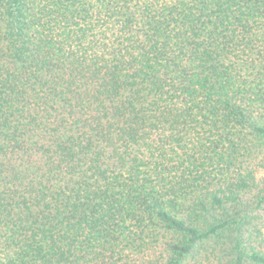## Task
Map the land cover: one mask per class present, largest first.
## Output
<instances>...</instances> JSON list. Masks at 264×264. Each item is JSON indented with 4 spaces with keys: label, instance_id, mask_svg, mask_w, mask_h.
I'll use <instances>...</instances> for the list:
<instances>
[{
    "label": "trees",
    "instance_id": "16d2710c",
    "mask_svg": "<svg viewBox=\"0 0 264 264\" xmlns=\"http://www.w3.org/2000/svg\"><path fill=\"white\" fill-rule=\"evenodd\" d=\"M0 264H264V0H0Z\"/></svg>",
    "mask_w": 264,
    "mask_h": 264
}]
</instances>
